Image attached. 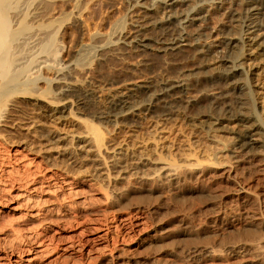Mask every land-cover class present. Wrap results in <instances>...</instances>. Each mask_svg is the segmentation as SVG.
<instances>
[{"label": "bare ground", "instance_id": "obj_1", "mask_svg": "<svg viewBox=\"0 0 264 264\" xmlns=\"http://www.w3.org/2000/svg\"><path fill=\"white\" fill-rule=\"evenodd\" d=\"M127 1L125 19L107 34H92L88 48L78 49L71 61L57 63L56 35L69 18L81 15L84 1L0 0V125L17 121L25 127L30 136L23 141L25 148L37 147L38 152L42 142L47 150L64 147L57 157L59 173L46 177H37L39 167L30 169V161L23 169L9 170H1L7 158L0 163V206L17 197L27 208L15 226L14 221L2 224L0 211V247H9L17 258L4 252L0 264H95L99 249L117 253L120 242L143 229V215L158 219L143 240L144 248L169 238L183 242L167 252L173 258L264 264V187L250 186L242 173L246 163L255 167L250 176L264 174V85L256 79L264 67L254 72L246 64L253 59L264 63V0ZM59 2L69 3L71 10L57 13ZM213 16L225 21L212 30L219 39L213 42L212 32L203 30L190 35L194 23ZM151 47L173 57L189 52L186 62L211 67L210 72L196 79L171 76L166 64L159 78H140L135 71L127 80L102 75L119 52L139 55ZM40 69L51 71L52 77L38 92L31 75ZM92 77L100 80L91 87ZM200 99L207 100L212 115H185ZM88 100L90 117H79L88 110ZM196 122L197 130L211 136L177 142V134L167 141L160 133L168 123H193L194 130ZM133 126L148 135L139 148L123 138L110 140V134H126ZM73 128L84 135L60 133ZM221 131L228 134L223 144L215 140ZM203 140L207 146L215 144L208 149L203 144L205 162L183 153ZM84 158L91 176L102 181L92 193L98 197L95 208L84 205L87 198L70 178L71 170L83 165L77 160ZM4 175L12 176L6 186ZM17 181L15 194H9ZM137 184L146 186L148 201L123 216L127 188ZM91 188L88 184L93 192ZM196 193L197 200H204L202 207L192 203ZM113 211L117 214L109 216ZM86 217L101 223L90 227L95 235L91 239L81 229L78 239L63 243L47 230L48 225ZM170 221L178 226L163 233ZM110 264L123 263L112 259Z\"/></svg>", "mask_w": 264, "mask_h": 264}, {"label": "rangeland", "instance_id": "obj_2", "mask_svg": "<svg viewBox=\"0 0 264 264\" xmlns=\"http://www.w3.org/2000/svg\"><path fill=\"white\" fill-rule=\"evenodd\" d=\"M85 5L82 9V13L79 17H71L69 18L57 33L55 41V50L57 56V63H63L71 61L75 57V53L78 49H87L90 44V37L92 34H107L109 29L120 19H125L126 9L128 7L127 0H83ZM71 10V5L67 2H59L56 5L55 11L57 13H68ZM225 21L221 17L213 16L209 17L205 23H194L190 28V35H194L199 30H203L206 33L212 32V30L219 29ZM213 42L219 37H216V33L212 32ZM152 44V43H151ZM187 49V48H186ZM139 55H127L124 52H119L115 55L103 68L102 75L103 76H115L118 75L120 80H127L131 78L130 73L135 71L137 76L142 78H159L164 73V67L166 64H169V74L171 76L181 75V77H189L192 79L202 78L204 77L206 72H210L211 67L200 69L197 67V64L186 62L185 56H191L189 52L183 53L181 56L177 55L166 56L162 53H156L154 51V47L145 50V52L137 53ZM247 65L254 66V72L256 68L258 69L264 67L263 62H259L255 59L246 62ZM168 66V67H169ZM31 77H33L34 82L33 86L35 90L41 92L46 89L45 79L52 77V72L47 69H40L35 71ZM257 82L261 83L260 85H264V73H262ZM99 78L92 77L89 80L90 86H96L99 84ZM264 88V86H263ZM91 100L87 102V111L84 112L83 116L89 118V113L91 111ZM185 115L195 117L196 114H209V106L207 104L206 99L198 100V105L195 108L189 107L184 110ZM97 124V123H96ZM193 124V123H192ZM192 124H184L180 125L179 123L173 124L168 123L161 126L160 130L164 128L160 133L166 137V140L169 141L170 138H174L176 136L177 142L179 139H190V138H201L203 136H211V134L207 133L203 128V130L199 129L200 125L196 122V128H192ZM98 126H102L101 124ZM19 127V128H18ZM49 127H53L52 124H49ZM204 127V126H203ZM25 128V127H24ZM23 127L20 128L17 121L15 123H8L0 125V134H2V138H0V163H7L6 158L9 160V163L1 166V170H9V169H23L25 163L30 161L31 166L30 169L33 170L35 167H39L37 170V177H46V175L52 173H59L60 171V163L57 157L58 155L63 154V148H55L47 150V146L45 142L43 146H41L40 151L37 152V147H34L32 150L29 148H25L23 145V141L26 138L30 139V136L25 134ZM67 128V127H66ZM68 129V128H67ZM71 129V128H69ZM145 130L140 129L137 126H133L129 129V132L119 133V134H110V140L114 139V141L118 138L126 139V142H134L135 148H139L142 145V140H148V135L145 134ZM201 132V135L198 133ZM60 133L73 135L74 137L83 136L82 129H72V131L61 130ZM167 133H173L171 136L167 137ZM186 137V138H181ZM228 138V134L226 132H217L216 133V141L221 144L225 142ZM4 139V141L2 140ZM196 139V140H197ZM166 143V142H165ZM201 143V144H200ZM199 144L192 145L193 151H185L184 154H190L192 158H197L202 163L206 161V155L208 152H204L205 142L200 141ZM186 143H183L184 145ZM206 144V143H205ZM177 145V144H176ZM215 144H209L208 147H213ZM79 153V152H78ZM53 157L54 159L49 160L45 159L46 157ZM165 159L166 155H164ZM3 157V158H2ZM155 158V157H154ZM5 159V160H4ZM173 160H179L178 157L172 156ZM83 162L81 167H74L70 172V178L73 181V187H76L79 191H83V196L87 198L85 201V206L88 208H95L98 206L99 202L97 198L93 196L92 193L95 189H98V186L102 181L100 179H94L91 176V168L88 164V160L84 158L83 160H77ZM255 167L244 163L243 164V177L246 179V182L253 187L260 186L264 187V174H253L250 176V173L254 170ZM1 175V174H0ZM13 176V174H12ZM4 175L1 179L3 182V186L5 182L10 184L12 178L16 176ZM12 177V178H11ZM18 179V178H17ZM19 182L14 183L13 188L9 191V194H15V189L18 187ZM88 184L92 185V191L87 190ZM127 188V187H125ZM127 199L129 202L124 205V210L120 211L123 216L128 212V208H133L134 206H140L147 203L146 200V186H141L139 184L129 186L127 188ZM199 194H193L191 196L192 203H194L195 207L203 206L204 200H197ZM92 199V200H91ZM20 200L15 197L9 202H7L4 206H0V211L2 212L3 220L2 224L9 225L10 223H6V221H14L12 225L21 223V214L27 211V208L24 205L20 204ZM12 208H15V211H12ZM112 215H116V211L110 213ZM145 216V226L141 231H136L131 234L125 241L120 242L118 245V249H120L117 253L116 251L109 252L107 249H99L98 259L95 264H110V261L113 259L115 262L123 263V264H219L220 261L213 260L212 262L206 259L201 260H183L180 258H173L167 254L169 251H176L175 249H179L182 245V241L178 240L176 242H171L169 238H159L158 241L154 244L153 247L148 248L143 245V240L145 237L153 230L155 222L158 220L157 218ZM94 224H101L95 217H86L81 219H71L67 222H59L52 225H48V231L55 236L57 240L63 241L66 243L68 241H74L78 239L81 229H84V237L86 239H91L95 237L94 233L90 230V227ZM178 226L176 222L170 221L169 224L165 227L166 230L163 233H167V230H172L173 227ZM180 237V236H179ZM4 252H7L10 255V248L7 246L0 247V257L5 258ZM116 256L119 258L116 259ZM133 257L134 260H128ZM10 258H15V255H10ZM5 260H1V262H5ZM68 264H79L75 262H69ZM231 264H238L235 261H231Z\"/></svg>", "mask_w": 264, "mask_h": 264}]
</instances>
